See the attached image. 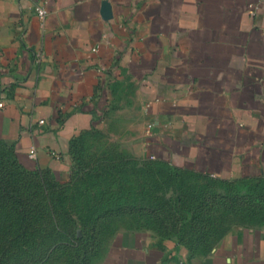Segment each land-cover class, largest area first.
Here are the masks:
<instances>
[{"label":"crops","instance_id":"0c3cea01","mask_svg":"<svg viewBox=\"0 0 264 264\" xmlns=\"http://www.w3.org/2000/svg\"><path fill=\"white\" fill-rule=\"evenodd\" d=\"M257 1L0 0V142L58 180L71 175L74 143L103 131L125 160L264 178ZM223 215L228 229L194 247L145 217L107 216L83 264H264V212Z\"/></svg>","mask_w":264,"mask_h":264},{"label":"trees","instance_id":"16d2710c","mask_svg":"<svg viewBox=\"0 0 264 264\" xmlns=\"http://www.w3.org/2000/svg\"><path fill=\"white\" fill-rule=\"evenodd\" d=\"M73 150L75 158L84 156L85 148L81 139L74 143ZM104 158L106 157L100 161L108 163L109 158ZM123 162L125 161L119 160L114 164ZM9 165L26 172H39L25 168L12 146L0 142V177L6 176ZM157 166L160 167L156 172L165 171L167 179L139 185L136 191L126 187L117 191H101L97 200L88 201L87 210L78 218L70 217L67 227L60 231L62 237H55L50 242H36L30 248V254L25 257L8 255L6 246L0 255L5 256L7 264H56L62 261L86 263L91 250L99 242V226L103 218L125 213L145 217L161 234H173L179 242L194 247L209 240L213 233L219 234L228 229L229 224L223 218L224 211L240 209L248 214L257 210L264 212V178L228 181L206 176L205 183H196L189 181L191 176L185 171L166 164ZM145 169L153 172L154 168L148 163ZM100 172L104 173V170ZM25 226L26 220L23 217L22 229ZM25 232L22 230L17 237L24 236ZM47 236L48 234L45 235ZM8 256L13 259L7 258Z\"/></svg>","mask_w":264,"mask_h":264},{"label":"rangeland","instance_id":"374dc122","mask_svg":"<svg viewBox=\"0 0 264 264\" xmlns=\"http://www.w3.org/2000/svg\"><path fill=\"white\" fill-rule=\"evenodd\" d=\"M107 136L108 132L103 131L87 137L84 156L76 158L71 175L65 180H56L46 172L31 173L7 166L6 176L0 177V252L6 246L8 255L25 257L36 242L62 237L60 231L67 227L70 217L78 218L87 210L88 201L97 200L101 191L124 187L136 191L139 185L167 179L165 171L156 172L163 166L156 163L149 162L154 168L151 174L142 173L148 162L126 161L121 146L111 144ZM101 152L106 153L104 159L109 158L108 163L100 161L103 158L97 155ZM119 160L125 162L114 164ZM206 180L201 175L189 177L196 183ZM23 217L26 226L22 229ZM22 230L26 231L24 236L17 237ZM5 263V256L0 255V264Z\"/></svg>","mask_w":264,"mask_h":264},{"label":"built area","instance_id":"2783aa9c","mask_svg":"<svg viewBox=\"0 0 264 264\" xmlns=\"http://www.w3.org/2000/svg\"><path fill=\"white\" fill-rule=\"evenodd\" d=\"M262 0H258L257 2H251L249 3L248 5V8H249V11L252 13V14H255L260 6V3H261ZM35 10L37 12V14L39 15V17L41 19H44L47 15V9L41 5H37L35 6ZM4 103L2 101H0V105H3ZM153 126L152 123H148L147 124V127L148 128H151ZM30 155L31 156H35L36 155V150L35 148H32L30 150Z\"/></svg>","mask_w":264,"mask_h":264}]
</instances>
